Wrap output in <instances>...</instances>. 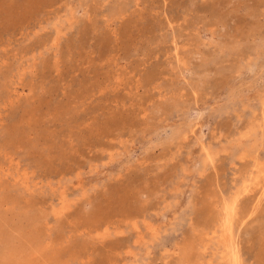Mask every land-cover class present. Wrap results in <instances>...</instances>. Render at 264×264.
Listing matches in <instances>:
<instances>
[{"label": "rangeland", "instance_id": "rangeland-1", "mask_svg": "<svg viewBox=\"0 0 264 264\" xmlns=\"http://www.w3.org/2000/svg\"><path fill=\"white\" fill-rule=\"evenodd\" d=\"M256 159L264 0H0V264H264Z\"/></svg>", "mask_w": 264, "mask_h": 264}, {"label": "bare ground", "instance_id": "bare-ground-1", "mask_svg": "<svg viewBox=\"0 0 264 264\" xmlns=\"http://www.w3.org/2000/svg\"><path fill=\"white\" fill-rule=\"evenodd\" d=\"M208 159L210 162H213V160H214V158L211 154H208ZM254 166L260 170V174L263 176V180L260 181V180H257V178H255V180L253 182L251 181V179L250 180H248V179L244 180L242 192H245V193L250 192V191L253 192V190H255L259 187L260 188L262 187L264 190V160H263V163H261V161H259V159H256L254 162ZM24 177L26 178V175H24ZM24 182H26V180H24ZM233 207H234L233 203L227 204L224 206L223 211H224L225 215L223 217H221L217 223L214 224V226L211 230V235L209 236V234H208V236H209L208 240H213L214 238H217L216 234H218L220 232V235L217 238V243H218V246L221 248V250H223L222 254H221L222 263H226V264H240L238 256H237L236 252L234 251L235 250L234 246H232L231 242H230V239L232 236V224H231L230 215L233 212ZM64 210H65V205L60 207V209L58 211H56V214L59 216L64 212ZM14 250H12V251H14ZM7 253H8V251H7ZM12 255L14 257L13 252H12ZM15 255H16V258L14 257L15 258V260L13 261L14 264H33V263H31L32 258L29 259L28 254H26L25 252H21L19 250L18 251L16 250ZM6 256H4V257H6ZM0 258H1V256H0ZM6 259H7V257H6ZM9 259H10V257L8 258L7 262H9Z\"/></svg>", "mask_w": 264, "mask_h": 264}]
</instances>
